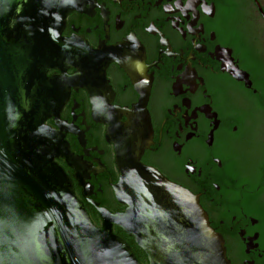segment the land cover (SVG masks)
Here are the masks:
<instances>
[{
	"label": "flooded vegetation",
	"instance_id": "obj_1",
	"mask_svg": "<svg viewBox=\"0 0 264 264\" xmlns=\"http://www.w3.org/2000/svg\"><path fill=\"white\" fill-rule=\"evenodd\" d=\"M61 3L60 40L79 61L45 124L71 154V165L55 161L93 225L127 208L115 194L122 134L101 115L123 125L143 87L139 161L198 197L229 264H264V0ZM111 231L149 264L121 227Z\"/></svg>",
	"mask_w": 264,
	"mask_h": 264
},
{
	"label": "water",
	"instance_id": "obj_2",
	"mask_svg": "<svg viewBox=\"0 0 264 264\" xmlns=\"http://www.w3.org/2000/svg\"><path fill=\"white\" fill-rule=\"evenodd\" d=\"M64 13L61 0H0V264H141L112 224L149 264H229L198 197L139 161L143 87L138 101L121 110L126 123L101 115L122 134L114 141L115 194L127 208L104 215L101 228L91 222L55 161L71 165V154L45 124L59 117L68 93L61 78L75 67L69 62L79 61L60 40ZM51 68L62 73L49 77Z\"/></svg>",
	"mask_w": 264,
	"mask_h": 264
},
{
	"label": "trees",
	"instance_id": "obj_3",
	"mask_svg": "<svg viewBox=\"0 0 264 264\" xmlns=\"http://www.w3.org/2000/svg\"><path fill=\"white\" fill-rule=\"evenodd\" d=\"M135 255H136L137 259H138V255H139V254H135ZM138 261H139V259H138ZM139 262H140V261H139Z\"/></svg>",
	"mask_w": 264,
	"mask_h": 264
}]
</instances>
